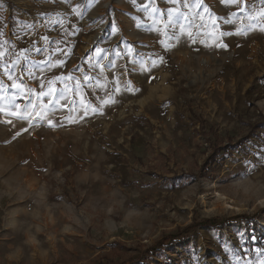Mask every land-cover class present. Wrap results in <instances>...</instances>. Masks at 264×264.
<instances>
[{"label": "rangeland", "instance_id": "obj_1", "mask_svg": "<svg viewBox=\"0 0 264 264\" xmlns=\"http://www.w3.org/2000/svg\"><path fill=\"white\" fill-rule=\"evenodd\" d=\"M262 13L264 0H0V264H264ZM70 74L79 87L55 80Z\"/></svg>", "mask_w": 264, "mask_h": 264}, {"label": "snow or ice", "instance_id": "obj_2", "mask_svg": "<svg viewBox=\"0 0 264 264\" xmlns=\"http://www.w3.org/2000/svg\"><path fill=\"white\" fill-rule=\"evenodd\" d=\"M176 0H173V3H175ZM232 3L234 4H237V6L239 5V0H231ZM205 11H207V9H204ZM171 11H174L171 10ZM264 14V13H262ZM231 33L229 32H221L220 33V36L223 37L224 35H230ZM189 35H191V33H189ZM44 39H47V37H45ZM218 47H221V48H227V44H224V43H218L217 45ZM37 51H39V49H37ZM96 53L97 54H100L102 53L104 50L103 49H100L99 47H97L95 49ZM161 59V62H163L162 58ZM48 67L51 68V67H56V66H60L62 67L63 64L65 63L64 61L62 60H56V61H49V62H46ZM99 67L103 68L102 65H98ZM153 66H154V62H153ZM79 70V69H77ZM31 75V73H29ZM68 79H73L75 81V85L76 87H79L80 86V80L78 78H75V77H72L71 74L68 76V77H64V76H58V77H55V80H60V81H66ZM83 79L85 81H90L92 78L89 77L87 74L84 75ZM52 81H49V84H51ZM97 84L99 85V81H97ZM42 86V85H41ZM13 87L17 88V89H20L21 88V85L19 84H13ZM101 88H103V85H100ZM126 91L128 92H131L133 94H135L136 91H138V89L136 88H133L131 86V82H129L127 85H126ZM114 92H119V88L116 87L114 89ZM51 94V92L49 93ZM41 95H45L44 93H41ZM63 94H61L62 96ZM98 101L100 104L102 105H107L109 103H115V100L113 99V94L112 93H106V96L105 97H97ZM52 101L50 100L49 103H51ZM75 104V102H74ZM80 104L84 105V108H85V111L83 113V115H87L88 114V111L90 110L93 114L97 113V112H101L102 114V109L96 105V104H93L90 100H86L84 98H81L80 100ZM67 106V105H65ZM2 110V109H0ZM12 115H16L18 119L20 120H25V119H28L29 117L25 116V115H21L19 113H16V112H13ZM8 123H11V121H8ZM48 123L51 125L52 124V121H48ZM24 131H28L27 128L23 129ZM17 135H19V133H17Z\"/></svg>", "mask_w": 264, "mask_h": 264}, {"label": "trees", "instance_id": "obj_3", "mask_svg": "<svg viewBox=\"0 0 264 264\" xmlns=\"http://www.w3.org/2000/svg\"><path fill=\"white\" fill-rule=\"evenodd\" d=\"M238 144L239 143H242V141H238L237 142ZM238 145H235V147H237ZM230 219H227V218H218V217H212V218H209V219H206L203 223L201 224H204V225H209V226H212L214 228H218L220 227L222 224H225L226 222H228ZM233 220L235 221H238V220H245V221H248V222H252V223H256L255 221V218L253 215H248V214H242V215H237L235 217H233ZM194 232V227H188L186 229H184L182 232H180V237H174L173 236H170L166 239L163 240V244L164 245H167V244H172L174 241L176 242L177 240L179 239H182V238H185L187 236H189L190 234H192ZM139 261H132V262H129L128 264H136L138 263Z\"/></svg>", "mask_w": 264, "mask_h": 264}]
</instances>
